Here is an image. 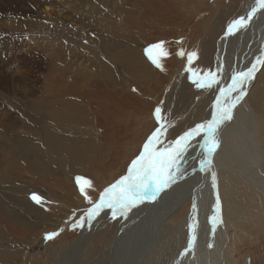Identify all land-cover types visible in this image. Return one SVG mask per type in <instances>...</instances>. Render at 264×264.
Masks as SVG:
<instances>
[{"label":"rangeland","instance_id":"rangeland-1","mask_svg":"<svg viewBox=\"0 0 264 264\" xmlns=\"http://www.w3.org/2000/svg\"><path fill=\"white\" fill-rule=\"evenodd\" d=\"M247 1L0 0V253L10 250L0 264H115L106 250L126 218L87 233L88 211L154 134L160 149L202 123L211 97L197 82L216 70L220 40ZM241 49L235 42L234 56ZM254 86L247 102L264 169V64ZM13 134L25 152L6 142ZM35 150L50 165L37 166ZM188 163L168 195L200 173ZM217 190L231 236L223 264H264V189L220 171ZM191 208L187 200L163 223L147 264H170L185 246Z\"/></svg>","mask_w":264,"mask_h":264},{"label":"bare ground","instance_id":"bare-ground-1","mask_svg":"<svg viewBox=\"0 0 264 264\" xmlns=\"http://www.w3.org/2000/svg\"><path fill=\"white\" fill-rule=\"evenodd\" d=\"M23 1L21 0L22 3ZM64 1L65 0H61V2ZM47 5H49V3L45 2V12L49 15H53V12L56 10ZM254 7L257 8V11L255 14H252ZM242 17L245 18V24L247 26L241 27L238 31L234 30V34L232 35L228 33L227 29L218 45L216 70L214 74H216L219 82L208 87L207 91L204 92L207 98L209 96L211 97V104L206 111L204 120L200 124H208L216 118L218 100L221 104L232 103V98L238 94L237 92L228 93L227 100L225 96L222 95L221 90L231 86V77L234 76L236 72L247 71L252 68L253 65H256L253 78L244 85L243 91L246 95L232 109V119L225 121L217 127L215 136L219 143V147L215 152L209 155L205 143L208 136L201 133L199 136L192 139L194 140L192 144L191 140L190 146L180 155V157H183L178 163V166L176 165L170 170L171 175H173L176 170L181 171L184 161L188 160L190 162L188 164L191 165V168H187L192 171L201 168L200 173L195 175L191 172L194 178L190 182L187 181L188 183L183 184L184 186L181 187V189L174 191L171 195L166 193L168 187H164L156 191L154 195L152 194L153 198L150 196L151 198L149 197L146 199L149 194L142 199L139 197L135 205L127 210L105 206L99 211L98 215L91 218L88 222L87 233L94 225L106 221V218L111 219L117 216L120 217V220L126 218L121 223L116 238L108 246L109 249L106 250L107 253H110V257L115 258L116 256L115 264H147L160 237L163 235V223L174 215L187 200H192V208L190 209L186 225L184 226V231L188 232L187 242L183 248L178 250L177 255L171 260L170 264H205L207 260H209L211 264L225 263L226 250L231 236L219 221L221 217L220 203L217 201V191H215L216 183L217 186L219 183V172L234 173V175L236 174L244 179H248L252 184L264 189V178L257 166L260 165L262 167V158L260 155L261 142H259V137L251 127V118H249L250 105L247 102L248 94L255 85L256 76L263 66V64H258L257 61L263 60L264 57V36H262L264 33V9L258 7V0H248L242 14L238 16V19ZM3 35V33L0 34V53H2L3 41L1 40L3 39ZM250 36H252V41L248 43L245 49L246 41L249 40ZM235 42H238L242 49L234 56L233 49ZM261 42L262 44L259 45ZM202 97L203 95H201V98ZM15 106L16 105L13 107ZM196 126L197 125L193 126L187 132L191 131ZM1 131L4 132L5 130L1 129ZM58 131L61 132L60 130ZM61 133L53 134L56 135L54 138L52 137L53 140H58V136L62 137V135H60ZM12 136H14V134L8 136L6 142H9L12 147L16 145L21 152H25L23 151L21 140L12 139ZM71 137L73 140L76 138L75 136ZM175 141L162 144L167 145L160 147L158 150L174 146ZM35 152L36 162H38L37 166L43 168L45 165H50L46 164L49 161L41 156L42 153L40 154L37 150H35ZM175 174L177 175V173ZM179 174L181 177L185 175L180 172ZM187 174L188 173H186L185 177L188 178ZM213 176H216L215 180ZM176 183L177 181L172 184L175 185ZM3 194L4 193H2V195ZM7 204L5 203V205ZM216 209L217 212H215ZM194 234L195 242L193 245L192 241ZM76 247H78V245L72 248ZM9 253L10 250L8 249L7 251L1 252L0 260L2 257L7 258ZM118 256L122 257V259Z\"/></svg>","mask_w":264,"mask_h":264},{"label":"snow or ice","instance_id":"snow-or-ice-1","mask_svg":"<svg viewBox=\"0 0 264 264\" xmlns=\"http://www.w3.org/2000/svg\"><path fill=\"white\" fill-rule=\"evenodd\" d=\"M258 7L264 9V0H258ZM257 8H253L252 14H255ZM245 18H240L228 27V33L234 34V30L238 31L241 27H246ZM154 47H162L157 45ZM151 51V50H150ZM183 55V53H181ZM196 56L193 52L190 54L191 60ZM155 62V61H154ZM258 64H264V60H258ZM191 71V69H189ZM256 71V65L247 71L236 72L231 77V86L227 89H222V95L225 99L228 98V93L237 92L238 94L232 98V103H224L217 101V116L208 124H199L191 131L187 132L180 139L175 141L174 146L158 150L155 148V144L159 143L158 135L154 134L151 139L144 145V152L137 159L132 161L131 168L128 175L122 177L116 184L110 186L101 195L100 201L88 211L87 219H91L98 215L99 211L107 206L109 208H117L121 210L130 209L136 203V198L139 196L141 199L147 196L149 193L155 194L156 191L167 187L174 177L171 175L170 170L176 166V162L180 155L187 150L190 146V142L195 137L204 133L208 136L206 143L207 151L211 155L219 147V143L216 139L215 132L217 127L227 120L232 119V109L236 104L243 99L246 93L243 91L246 82L251 80ZM216 74L209 72L203 83L197 82V86L211 87L213 84L218 83ZM161 110H156L157 118L160 116ZM203 163V162H202ZM215 180V176H213ZM83 181L85 184L90 185V181L83 177L77 178V183ZM83 191V188L81 189ZM37 203H40V198L33 195L32 197ZM219 203V197H217ZM215 219V218H214ZM84 221L80 222V226H83ZM58 235L57 232L48 233L46 239L51 240ZM193 245L195 242V234L193 235Z\"/></svg>","mask_w":264,"mask_h":264},{"label":"water","instance_id":"water-1","mask_svg":"<svg viewBox=\"0 0 264 264\" xmlns=\"http://www.w3.org/2000/svg\"><path fill=\"white\" fill-rule=\"evenodd\" d=\"M263 60H264V57H263ZM257 166H258V169L261 171V173H262V175H263V178H264V171H263L262 167H261L260 165H257ZM215 179H216V176H215ZM217 188H218V186H217V183H216V188H215V190H216ZM217 197H219V203H220V202H221V201H220L221 198H220V196H219V194H218V190H217ZM138 198H139V196L136 198V202H137ZM99 201H100V199L96 202V204L99 203ZM218 211H219V209H218ZM215 212H217V209L215 210Z\"/></svg>","mask_w":264,"mask_h":264}]
</instances>
